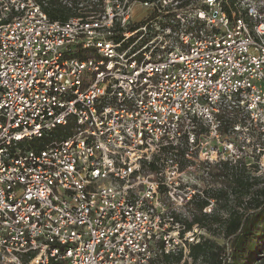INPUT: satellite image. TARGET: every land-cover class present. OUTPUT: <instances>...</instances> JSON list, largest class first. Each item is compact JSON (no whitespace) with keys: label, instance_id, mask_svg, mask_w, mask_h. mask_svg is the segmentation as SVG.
Segmentation results:
<instances>
[{"label":"built area","instance_id":"obj_1","mask_svg":"<svg viewBox=\"0 0 264 264\" xmlns=\"http://www.w3.org/2000/svg\"><path fill=\"white\" fill-rule=\"evenodd\" d=\"M46 5L0 0V264L191 262L188 172L263 165L264 0Z\"/></svg>","mask_w":264,"mask_h":264},{"label":"trees","instance_id":"obj_2","mask_svg":"<svg viewBox=\"0 0 264 264\" xmlns=\"http://www.w3.org/2000/svg\"><path fill=\"white\" fill-rule=\"evenodd\" d=\"M79 1L72 0L70 7L61 0H47L44 9L51 19L65 21L79 15L75 5ZM42 141L40 146L49 139ZM186 164L183 162V167ZM251 170L257 172L258 168L248 166L245 159L211 164L207 176L200 177L203 185L194 186L203 194L195 195L189 206L190 217H179L185 231L197 227L210 236L202 233L199 242L190 244L191 262L183 261V252H178L164 254L153 264H264V185L261 176L252 175ZM209 205L211 212H205Z\"/></svg>","mask_w":264,"mask_h":264},{"label":"rangeland","instance_id":"obj_3","mask_svg":"<svg viewBox=\"0 0 264 264\" xmlns=\"http://www.w3.org/2000/svg\"><path fill=\"white\" fill-rule=\"evenodd\" d=\"M260 161L263 164L261 166V168L259 167L260 165L259 166L255 165V168H258V171L256 172V171L251 170L252 171L251 173H252V175L261 176V181H262L261 186H262V185H264V157L263 156L261 157ZM202 175H203L202 172L200 170H198V169L190 170L188 172V179L184 182L183 188L185 190H187L188 186H191L192 187L191 189H193L195 185H197V186L203 185V183H204L203 180H202L203 178H200V177H203ZM180 194H182L181 191H180ZM183 211L188 215L187 206L185 207V209H183ZM202 235L207 236V237L210 236L207 232H204V231H203ZM216 240L219 243H223V239L221 237H216Z\"/></svg>","mask_w":264,"mask_h":264}]
</instances>
